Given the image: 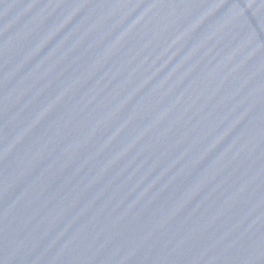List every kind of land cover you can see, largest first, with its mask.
I'll return each mask as SVG.
<instances>
[{
	"label": "water",
	"instance_id": "1",
	"mask_svg": "<svg viewBox=\"0 0 264 264\" xmlns=\"http://www.w3.org/2000/svg\"><path fill=\"white\" fill-rule=\"evenodd\" d=\"M0 264H264V0H0Z\"/></svg>",
	"mask_w": 264,
	"mask_h": 264
}]
</instances>
